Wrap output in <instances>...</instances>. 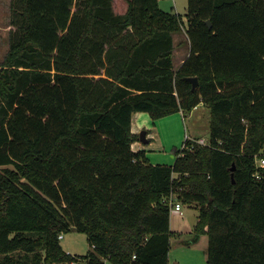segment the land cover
I'll return each instance as SVG.
<instances>
[{
	"label": "trees",
	"instance_id": "1",
	"mask_svg": "<svg viewBox=\"0 0 264 264\" xmlns=\"http://www.w3.org/2000/svg\"><path fill=\"white\" fill-rule=\"evenodd\" d=\"M127 2L120 13L115 0H11L0 264H170L172 192L198 208L207 264H264V0H188L186 19L160 0ZM182 31L190 52L176 69ZM200 103L208 143L186 139L172 164L133 149L134 113ZM72 229L86 254L62 247Z\"/></svg>",
	"mask_w": 264,
	"mask_h": 264
},
{
	"label": "rangeland",
	"instance_id": "2",
	"mask_svg": "<svg viewBox=\"0 0 264 264\" xmlns=\"http://www.w3.org/2000/svg\"><path fill=\"white\" fill-rule=\"evenodd\" d=\"M174 5L175 11L181 13L186 19L188 0H160L161 8L166 11H174ZM127 6V0H115L117 12H124L122 9H126ZM13 19L11 0H0V63L9 50L10 34L15 28V25L12 24ZM175 62L178 64L180 59L177 57ZM176 113L164 116L171 122V127L163 130L167 144L155 146L154 150L148 149V152L155 154L154 159L161 157L160 161L165 163L174 162V149L181 148L188 135L198 140L204 139L206 143L210 139V109L206 104L199 106L193 112H186L185 121L181 113L179 115ZM158 122L159 119H156L155 125L148 126L151 128L150 131L153 130L154 126H156L155 129L159 127ZM144 129L147 130L148 128H141L140 131ZM174 144L177 146L175 147ZM182 211L183 214L171 212L173 235L169 255L170 264H207L208 235L202 234L198 240H194V226L198 219V208L183 204ZM61 245L67 252L77 255H84L91 248L87 234L76 229L63 233ZM78 262L79 264H86L83 258H80Z\"/></svg>",
	"mask_w": 264,
	"mask_h": 264
},
{
	"label": "crops",
	"instance_id": "3",
	"mask_svg": "<svg viewBox=\"0 0 264 264\" xmlns=\"http://www.w3.org/2000/svg\"><path fill=\"white\" fill-rule=\"evenodd\" d=\"M126 10H127V8L126 9H122V11H124V12ZM175 10H176V8H175V5H174V11ZM124 12H120V13H124ZM175 12H178V11H175ZM174 43H175L174 65H175V68L177 69L183 63V61L187 58V56L189 55V52H190V42H189V39H188V36H187L186 32L182 31L180 33H175L174 34ZM177 57H178V59H180V62L178 64L175 62ZM203 104L204 103H200L195 108H193L191 110V112H193V110H195V109H198V107L203 105ZM179 113L182 114L183 120L185 121L186 117L184 116V113L182 111H179V112L176 113V115L177 114L179 115ZM158 123H159L158 124L159 127L155 129L156 126H154L153 130L150 131L151 128H149L148 126L151 125V124L155 125L156 124V120H154L150 116V114L148 112H136L133 115L132 131L136 132V133H139L141 128H148L147 130L149 131V133L147 135V137L149 139V142L148 143H143L140 140L136 141L132 145L133 149H135V150H140V149L145 150L148 158L154 164H156V163H165V162L164 161H160L162 159L161 157H158V159H154L155 154L148 152V149L154 150L155 146H158V145H161V144L165 145V143L167 144V142H165V135L163 136V130H166L167 128L171 127V122L166 117L159 118V122ZM189 137L191 139H197V138H192L191 136H189ZM174 145H175V147L177 146L176 144H174ZM157 160H159V161H157ZM174 160H175V157H174ZM172 163H165V164H172ZM174 213H176V212H174ZM176 214H178V213H176Z\"/></svg>",
	"mask_w": 264,
	"mask_h": 264
},
{
	"label": "built area",
	"instance_id": "4",
	"mask_svg": "<svg viewBox=\"0 0 264 264\" xmlns=\"http://www.w3.org/2000/svg\"><path fill=\"white\" fill-rule=\"evenodd\" d=\"M186 139H191L189 136H187ZM197 141L201 144H206V141L204 139H197ZM186 144L183 143L182 147L185 146ZM259 165L264 166V158L258 159ZM167 201L169 202L170 206H171V210L173 212L179 213V214H183L182 211V207H183V203L178 200L177 197V193L176 192H172L167 198ZM63 237V234H60V238ZM70 264H79L78 261H72Z\"/></svg>",
	"mask_w": 264,
	"mask_h": 264
},
{
	"label": "water",
	"instance_id": "5",
	"mask_svg": "<svg viewBox=\"0 0 264 264\" xmlns=\"http://www.w3.org/2000/svg\"><path fill=\"white\" fill-rule=\"evenodd\" d=\"M207 22H208L209 26L212 25L210 20H207ZM189 80L193 84V89L197 88V86H198V78L196 76L189 77ZM139 135H140V141H142L143 143H148L149 142V139L147 137V135H148L147 130L144 129V130L140 131ZM231 168H232V170H234L235 169V164H233V166Z\"/></svg>",
	"mask_w": 264,
	"mask_h": 264
}]
</instances>
